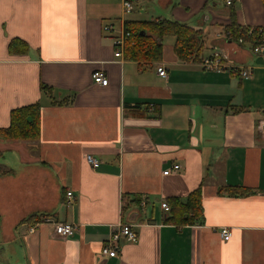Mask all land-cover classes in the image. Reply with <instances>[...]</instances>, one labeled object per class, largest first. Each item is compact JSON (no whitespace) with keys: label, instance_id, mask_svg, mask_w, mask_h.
Wrapping results in <instances>:
<instances>
[{"label":"crops","instance_id":"obj_1","mask_svg":"<svg viewBox=\"0 0 264 264\" xmlns=\"http://www.w3.org/2000/svg\"><path fill=\"white\" fill-rule=\"evenodd\" d=\"M123 2L113 13L88 0H0V128L13 109L41 105L38 139L0 140V236L14 245L7 255L15 264H264V56L224 35L229 9L200 16L208 0H184L188 10L174 12L203 30V56L220 49L251 66V78L180 60L173 39L163 38L160 61L116 58L113 38L128 20ZM235 8L240 26L264 25V0H237ZM118 15L120 23L111 20ZM13 38L30 49L11 52ZM99 70L107 86L94 81ZM174 163L182 168L165 175ZM201 183L204 222L168 223L162 202L185 199ZM226 185L255 193L230 196L219 191ZM134 196L140 203L124 213ZM34 213L78 228L66 238L53 224L30 233L20 222ZM129 219L138 240L122 238L116 256L102 255Z\"/></svg>","mask_w":264,"mask_h":264},{"label":"trees","instance_id":"obj_2","mask_svg":"<svg viewBox=\"0 0 264 264\" xmlns=\"http://www.w3.org/2000/svg\"><path fill=\"white\" fill-rule=\"evenodd\" d=\"M236 1L233 0V3L229 6L231 22L227 27L233 31V39H237V32L241 30L236 18ZM125 28L131 33V38L124 49L125 58L129 60L145 64L160 61L164 54L163 38L167 35L175 36L174 51L180 60L201 61L203 58L205 50L203 30L187 22L170 18L126 20ZM9 49L15 53H26L30 46L22 39L13 38L9 43ZM40 134L41 105L38 102L13 109L10 125L0 128V140H35L40 137ZM202 184L191 191L185 199L180 197L168 199L170 205V210L167 212L168 223L187 225L202 224L204 222ZM219 191L235 197L248 196L255 193L253 189L239 185H226L221 187ZM134 197L133 200L123 207L124 213L140 203V199L136 196ZM46 216H50V214L34 213L23 218L20 223L31 227Z\"/></svg>","mask_w":264,"mask_h":264},{"label":"built area","instance_id":"obj_3","mask_svg":"<svg viewBox=\"0 0 264 264\" xmlns=\"http://www.w3.org/2000/svg\"><path fill=\"white\" fill-rule=\"evenodd\" d=\"M233 3V0H226V4L230 6ZM123 7L125 13H131L134 10V5L130 0H124ZM231 22V21H230ZM230 24V23H229ZM225 26L224 35L233 39L234 33L232 30L228 29ZM104 29L109 32L114 31V26L112 24H107ZM241 30L237 32V39H234L237 44L244 45L250 48L251 52L256 55L264 56V25H245L240 27ZM131 38V33L126 30L124 27L117 32L113 38V44L115 46V57L124 58V49L127 42ZM201 65L204 69L215 72H230L236 74L243 79L251 78L253 75V70L251 66L236 64L229 60L227 54L220 49H214L210 54L203 56L201 60ZM158 74L163 78H168V71L164 65L159 64L157 66ZM94 81L97 84L107 86L109 84V78L105 72L99 70L93 74ZM148 109L153 111L154 106L150 104ZM262 130L264 134V121L262 124ZM86 161L91 164L93 168H98L101 164V161L91 154L85 156ZM182 168L181 164L174 163L171 167L164 170V174L168 175L171 173L178 172ZM69 198L73 199L74 195L72 191H67ZM162 208L168 212L170 210V205L167 201L162 202ZM42 224H53L54 231L57 235L61 237L73 236L77 230V225L67 221H56L51 218V216L44 217L41 221L36 222L34 225L29 227L30 233H35L37 229ZM220 234L224 240H229L232 236V232L228 227H223L220 231ZM124 238L128 242H136L139 238V233L136 229V224L133 221H122L114 229L108 240L105 242L101 249V254L104 256L114 257L118 254L120 240Z\"/></svg>","mask_w":264,"mask_h":264},{"label":"rangeland","instance_id":"obj_4","mask_svg":"<svg viewBox=\"0 0 264 264\" xmlns=\"http://www.w3.org/2000/svg\"><path fill=\"white\" fill-rule=\"evenodd\" d=\"M121 0H88L91 4V9L103 12L104 9H111L113 13H117V5ZM134 5V10L125 14L128 20H152L157 18H170L176 19L182 22H187L192 26L197 25L194 19L185 20L180 16H177L174 12L175 8L180 7L184 10H188V5L184 4V0H130ZM230 7L226 4V0H208L207 7L201 8L199 10V15L210 16L216 14V16H222ZM118 15L116 18L111 20H117L118 23L121 20ZM189 21V22H188ZM211 28L209 24L205 29ZM165 41L173 39L176 41L175 36L167 35L164 37ZM174 41V43H175ZM2 241L0 242V264H15L12 262V255L8 256L9 251L14 247V245L5 244L3 236H0Z\"/></svg>","mask_w":264,"mask_h":264}]
</instances>
